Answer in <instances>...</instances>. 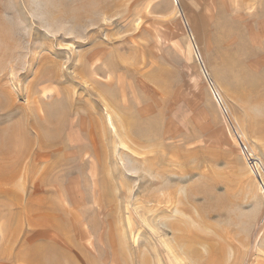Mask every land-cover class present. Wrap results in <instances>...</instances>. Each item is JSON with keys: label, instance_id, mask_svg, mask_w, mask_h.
<instances>
[{"label": "rangeland", "instance_id": "1", "mask_svg": "<svg viewBox=\"0 0 264 264\" xmlns=\"http://www.w3.org/2000/svg\"><path fill=\"white\" fill-rule=\"evenodd\" d=\"M0 264H264V0H0Z\"/></svg>", "mask_w": 264, "mask_h": 264}, {"label": "bare ground", "instance_id": "2", "mask_svg": "<svg viewBox=\"0 0 264 264\" xmlns=\"http://www.w3.org/2000/svg\"><path fill=\"white\" fill-rule=\"evenodd\" d=\"M196 47V46H195ZM198 57H199V55H198ZM213 88V87H212ZM214 90V89H213ZM214 92H215V94H216V97H218V101H219V103H220V105L222 106V108H224V106L222 105V100H221V97H220V95L217 93V91H215L214 90ZM261 177V176H260ZM176 225V224H175Z\"/></svg>", "mask_w": 264, "mask_h": 264}]
</instances>
